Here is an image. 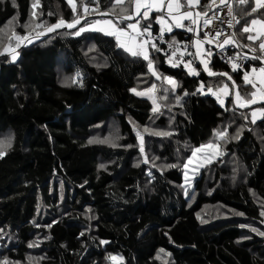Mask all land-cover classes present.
<instances>
[{
    "label": "trees",
    "instance_id": "16d2710c",
    "mask_svg": "<svg viewBox=\"0 0 264 264\" xmlns=\"http://www.w3.org/2000/svg\"><path fill=\"white\" fill-rule=\"evenodd\" d=\"M73 1L82 11L81 0ZM99 2L100 12L87 16L88 21L108 17L123 23L100 14L114 0ZM229 2L241 41L233 50L249 52L242 29L253 19L264 20L261 10L252 13L253 0H215L209 8V0H200L197 7L210 15ZM34 3L15 0L13 6V0H0V49L15 45L13 31L34 34L43 29L35 27L41 20L50 25L73 18L68 0H39L33 8ZM156 14L150 16L152 34L160 27ZM73 31L65 26L21 47L16 62L0 55V139L12 137V147L0 158V260L114 264L108 259L112 254L123 257L119 264H264V236L241 227L261 219L264 117L253 123L254 106L239 108L230 95L221 107L215 96L197 92L201 82L205 92L224 84L232 89L227 77L209 76L196 66L199 75H189L184 67H172L163 51L151 52L157 71L177 82L173 92L149 73L142 57L118 48L112 36L100 31L74 36ZM166 37L189 38L178 28ZM210 59L209 67L228 72L242 96L251 93L243 71L233 72L214 53ZM153 84L158 113L149 99L130 91ZM133 124L143 134L147 163ZM144 127L172 135L144 133ZM214 129H227L228 139L218 140ZM237 129L239 139H232ZM116 136L115 147L100 142ZM207 141L218 143L224 154L198 170L186 195L183 166L192 149ZM102 163L105 169L98 167ZM30 242L36 246L29 247Z\"/></svg>",
    "mask_w": 264,
    "mask_h": 264
},
{
    "label": "snow or ice",
    "instance_id": "6c2138e0",
    "mask_svg": "<svg viewBox=\"0 0 264 264\" xmlns=\"http://www.w3.org/2000/svg\"><path fill=\"white\" fill-rule=\"evenodd\" d=\"M69 4L72 6L73 11V18L71 21L65 20L63 17L59 18L56 23L54 24H47L45 21L41 20L39 24H35V27L40 28L43 27L44 31L37 33V37L45 35V33H52L60 28L67 27L68 29H74V31L71 33V35L74 36H80L81 33H84L86 31H101L104 32L106 35L112 36L115 38L117 42V47L123 49L125 52L129 53L133 57H142L144 61L147 62V68L149 73L151 75L155 76L158 80L166 81L167 84L171 85V90L174 92L177 88V82L174 80V78L170 76H162L160 74L156 67L154 66V61L151 58V52H161L165 51L164 49H161L157 42L156 37L153 36L151 28H152V22L150 20V16L155 10V22L159 24L160 30L157 36L160 40L164 39L165 32L171 33L173 32L174 28H186V30L190 33H194L195 38L190 41L191 45L196 48L195 53H188L187 49L189 47V44H181V42L177 41L175 37L171 41H167L168 49L171 50V55L168 56L167 62L172 67H177L178 65H183L184 69L187 70V73L189 75L197 76L199 75V72L195 67H193L192 60H185L184 56L187 55H193L196 58L200 59V63L203 65V71H205L209 76H222L227 77L229 81L232 82V87L235 89V93L233 96V103L237 105L239 108H248L251 105L257 104L258 102H264V66L260 67L258 70L254 67L252 68V74L256 75L257 71L259 75L257 76V79H250L249 72L245 70L243 75V82L245 85H251L255 91H252L250 94L245 93L243 96L241 95L239 91V87L236 85L235 81L232 79V76L229 75L228 72L223 73H216L214 72L210 67L209 64L211 62V57L213 56V51L211 48H205L204 45H212L214 44L215 47L221 49L225 48V46L232 44L236 47H240L239 44H237L235 39V34L224 37L221 42V38L223 37V33L220 31H216L214 36H210L208 32H203V39L200 38L201 36V27L199 20L201 17H203V27L207 28L210 23L211 19L207 17V13H201L199 11H196L193 13L191 10L181 11L182 8L188 7V8H194L196 5H199L200 0H186V4H182L180 0H114V3L111 4V7L108 8L105 12L100 13L102 16L106 15H113L120 21H122V24H116L113 22V20L110 19H101V20H95V21H88L86 19L87 16L92 15L94 13L100 12V2L99 0H88V2H85V0H81V7L83 9L82 12L77 11V6L73 2V0H68ZM241 4L248 3L249 0H239ZM39 3V0H36V3L33 4V8L37 6ZM89 3H94V7H89ZM215 3V0H209V5H205V8H209L212 4ZM220 3H225V0H220ZM255 6L251 8L252 13H257L258 10H261L264 12V0H254ZM13 6H15V0H13ZM119 9V11H117ZM231 7H229V14L231 15ZM42 15V13H41ZM49 15H52V13H49ZM37 16L36 12H32L30 16L31 23H35V17ZM169 19L171 22H169ZM81 20H84V25L77 27L80 25ZM187 20L188 24L185 25L183 21ZM143 21V24L141 23ZM231 25V22H229ZM251 24L257 25L261 24L264 26V21H260L257 19H253L251 21ZM101 25H105L107 27H101ZM25 28L29 27V24L24 25ZM244 33H249L247 36L248 40H257L260 37H264V31L258 32L256 36L251 35L250 33L252 31H255L254 28L249 27L248 25H245L242 29ZM12 37L15 38V45L11 42L4 45L2 50H0V55H4L5 53L10 56L11 62H16L17 57L20 55V53L17 51L18 48H20L23 45L31 44L33 42V37L30 32H26L25 35L20 36L16 34L14 31L12 32ZM139 37V39H137ZM11 40V38H10ZM95 47L94 45L92 46ZM244 47H247V45H244ZM253 52H256V49H253ZM177 53L180 54L179 58H177ZM239 58L240 60L248 59L247 54H244L241 56L240 53H236L234 56L228 57V61L231 64V68L233 72H237V70L241 67L240 64L236 63L235 60ZM253 60L260 59L264 60V40H262L259 43V54L254 55L251 57ZM257 80L259 82V87L257 86ZM156 90V85L153 84L151 88L146 89L143 92H137L135 88L131 89L130 91L134 92L138 96H149V98L152 100L153 113H158L160 111V105L157 102V97L154 95ZM165 93L169 91L168 88L163 89ZM197 92L201 95L211 94L212 96L216 97L217 102L221 105V107L224 106V98L232 95V93L229 90L228 84H224L221 89L218 91H213L211 87H209L206 92L204 89L203 82L200 83L199 87L197 88ZM222 93V95L220 94ZM185 95H187V92H185ZM176 103H180L181 98L177 96ZM260 113L261 117H264V107L261 108H253L251 110V116H252V122L255 123L256 119L258 118L257 113ZM241 116L244 119H248V116L244 113H241ZM131 123V121H130ZM133 130L136 132L137 139L139 140V150L142 155H144V162H148V157L145 155V147H144V137L141 131L137 129V126L133 124ZM144 133H149L151 135H158V136H171V132H164V131H155L150 130L147 127H144L143 129ZM214 136L220 140H227L228 134L227 129H224L222 131H217L216 129L213 130ZM240 135V129H237V132L235 135H233L232 139H239ZM119 139L118 136L113 138L106 137L104 140L100 141L101 143H110L113 147L117 146L115 143V140ZM93 139L90 138L88 143H93ZM12 147V137H6L3 139H0V158H2L8 149ZM127 147H132V145H128ZM205 148H213L216 149L217 145L209 143L208 145H200L199 148H193L192 149V155L188 157V162H191L192 159L196 156L197 152L205 149ZM223 152L215 151L214 155L211 157V159L205 160V164L212 163L213 159H216L217 157L223 156ZM155 159L153 158V166L155 167ZM188 162H185L184 168H188ZM139 166V165H137ZM177 165H164L163 167H176ZM100 169H105V164H100L98 166ZM198 171V169H197ZM235 172V169H233ZM149 176H152L151 171L148 173ZM154 178V177H153ZM235 179V177H233ZM185 183L190 185V181L187 178V173H185ZM183 187V185H182ZM185 194L187 195V190L185 189ZM239 215H243V213H239ZM261 216H264V209L261 210L260 213ZM197 218L199 219V214H197ZM204 222L203 220L201 221ZM52 223H56L54 220ZM264 223V221H262ZM39 226V225H37ZM46 227H51V224L46 225ZM241 227H248L247 225H241ZM251 231L257 232L259 235L264 236V231H259L256 228H251ZM81 236L84 235V232L80 233ZM242 239H247V237H242ZM108 241L101 240L100 244H106ZM36 246L35 242H30L29 247ZM163 251V249H161ZM109 260L115 261L119 259L120 261H123V257H118L116 255L109 254L108 257ZM0 264H8L7 258L4 260H0ZM19 264V262H17Z\"/></svg>",
    "mask_w": 264,
    "mask_h": 264
},
{
    "label": "built area",
    "instance_id": "2783aa9c",
    "mask_svg": "<svg viewBox=\"0 0 264 264\" xmlns=\"http://www.w3.org/2000/svg\"><path fill=\"white\" fill-rule=\"evenodd\" d=\"M229 7H231V10H232L231 15L229 14ZM207 17L211 19V23L207 28L203 27V19H204L203 17L201 18V21L199 22L200 27H201V34H203V32H208L210 36H214L216 31H220L223 33L222 38L235 34V39L238 40V38L236 37V33H235V27H236V23L238 21V16L234 13L233 6H232L231 2L226 3L224 5H221L218 8L214 9L210 15H207ZM229 22H231V25ZM183 23L185 25H187L188 21L185 20V21H183ZM179 30L185 32V34L187 36H189V38H187L183 41H179V42H181V44H185V43L189 44L187 52L188 53H194L193 46L190 43V41L195 38L194 33L188 32L186 30V28H179ZM158 33H159V31L156 33H153V36L156 37L157 44H162L163 49L165 50V51H163V53L168 58V56L171 55V50L168 49L167 41H171V40L166 38V32L164 34V39L160 40L159 37L157 36ZM234 48H237V47H235L232 44H229V45L225 46L223 51H221V49L214 46L212 48V51L216 57H218L224 64H226L228 67L231 68V64L228 61V57L234 56L236 53H239L238 51L233 50ZM252 53H253V55H252ZM240 54H241V56H243L244 54H247L248 59L240 60L239 58H237L235 60L236 63L241 65V67L238 70H241V71H245L247 69L252 70V68H254V67L258 69V68L264 66V60H260V59L253 60L251 58L254 55H258L259 54L258 51L253 52L252 49L251 50L249 49V52H241ZM179 56H180V54L177 53V58H179ZM184 59L194 61L195 57L193 55H187L186 54L184 56ZM192 66H194V62H193ZM177 67H183V65L181 64V65H178Z\"/></svg>",
    "mask_w": 264,
    "mask_h": 264
},
{
    "label": "rangeland",
    "instance_id": "374dc122",
    "mask_svg": "<svg viewBox=\"0 0 264 264\" xmlns=\"http://www.w3.org/2000/svg\"><path fill=\"white\" fill-rule=\"evenodd\" d=\"M74 2V1H73ZM90 7V6H89ZM91 8V7H90ZM81 9H82V7H81ZM77 11L78 12H82L83 11V9H82V11H79L78 9H77ZM101 19H109V18H94V19H91L90 20V22L91 21H95V20H101ZM88 20V19H87ZM81 22H82V20H81ZM80 22V23H81ZM80 25H82V24H80ZM80 25H78L77 27H80ZM101 27H107V26H105V25H101ZM44 31V28L43 29H38V30H36L35 31V33L34 34H31L32 35V37H33V41L35 40H41V39H45L46 37H48L49 35V33H45V35H42V36H39V38H36L37 37V33H39V32H43ZM101 32V31H100ZM102 33H104V32H102ZM137 39H139V37H137ZM8 44V43H7ZM6 45V44H5ZM28 45V44H27ZM4 46V45H3ZM14 46V45H13ZM23 46H25V45H23ZM23 46H21V47H23ZM20 47V48H21ZM3 48V47H2ZM2 48L0 49V50H2ZM20 48H18L17 49V51L19 52V49ZM6 55H7V57H8V60H10V56H8V54L7 53H5ZM18 58V57H17ZM11 61V60H10ZM59 61H60V59H59ZM250 86V85H249ZM251 87V92L253 91V88H252V86H250ZM148 88H151V87H147V88H135L136 90H137V92H143V91H145L146 89H148ZM218 91V90H217ZM134 93V92H133ZM234 93H235V91H234ZM234 93H233V95H232V100H233V96H234ZM135 94V93H134ZM222 94V93H221ZM136 95V94H135ZM138 96V95H137ZM140 97H143V98H147V99H149L150 101H151V103H152V100L149 98V96H140ZM224 98V101H225V98L226 97H223ZM152 108H153V104H152ZM251 110L252 109H250V118H251V120H252V116H251ZM257 116H258V113H257ZM209 143H211V144H214V145H217V148L216 149H213V148H205V149H203V150H201V151H199V152H197V154H196V156L192 159V161L191 162H188V158H187V161L186 162H188V168L187 169H185L184 168V166H183V188L184 189H187V188H190L191 187V185H192V181H193V179H194V177H195V175H196V173L198 172L197 171V169L199 170L202 166H204L205 165V160H207V159H211V157L214 155V152L215 151H220V149H219V146H218V143H216V142H214V141H207V142H205V143H202L203 145H208ZM202 144H200V145H202ZM200 145H198L197 147H195V148H199V146ZM191 155H192V152H191ZM190 155V156H191ZM214 160V159H213ZM185 173H187V178H188V180L190 181V185L189 184H187V183H185ZM261 209H264V204H262L261 205ZM262 221H264V216H261V219H260V221H256V222H253V221H247V223H246V225L248 226L247 228L249 229V230H251V228H256V229H258L259 231H264V223H262ZM255 233H257V232H255ZM159 251H161V250H159ZM119 260L117 259V260H115V261H113V263L114 264H119V262H118ZM171 261V260H170ZM171 264H172V262H171Z\"/></svg>",
    "mask_w": 264,
    "mask_h": 264
},
{
    "label": "crops",
    "instance_id": "0c3cea01",
    "mask_svg": "<svg viewBox=\"0 0 264 264\" xmlns=\"http://www.w3.org/2000/svg\"><path fill=\"white\" fill-rule=\"evenodd\" d=\"M180 2L182 3V4H186V0H180ZM253 4H254V0H253ZM198 5H196L194 8H188V7H184V8H182L181 9V11H186V10H191V11H193V13H195L196 11H199V9H198V7H197ZM254 6H255V4H254ZM153 12H156L155 10L153 11ZM200 12V11H199ZM201 13H203V12H201ZM103 18H108V17H103ZM202 18V17H201ZM201 18H200V20H199V22L201 21ZM110 19V18H109ZM111 20V19H110ZM257 20H260V21H264V20H261V19H257ZM114 22V21H113ZM169 22H171V20L169 19ZM249 27H251V28H254L255 29V31H252L250 34L251 35H254V36H256L257 34H258V32H260V31H264V26H262L261 24H257V25H252L251 24V22L249 23V25H248ZM160 28V27H159ZM249 35V33H247V36ZM247 36H246V39H247ZM114 38V37H113ZM200 38L201 39H203V35H201L200 36ZM115 39V38H114ZM222 39L223 38H221V42H222ZM248 40V39H247ZM262 40H264V37H260V38H258L257 40H248L249 41V43H247L246 45H247V49H256V51H258L259 52V43L262 41ZM237 42V41H236ZM241 42V41H240ZM240 42H237V44L238 43H240ZM215 45L214 44H212V45H208V44H206V45H204V47L205 48H211L212 49V47H214ZM236 47V46H235ZM193 48H194V53H195V51H196V48L193 46ZM252 55H253V53H252ZM195 66H196V68H198L199 67V69H201L202 71H203V65L200 63V59L199 58H196L195 57ZM257 69V68H256ZM259 69V68H258ZM257 69V70H258ZM248 72H249V76H250V79H257V76L259 75V73H258V71H257V74L256 75H253L252 74V71L251 70H247ZM205 72V71H204ZM206 73V72H205ZM243 75H244V73H243ZM250 85V84H249ZM251 86V85H250ZM257 86L259 87V82H258V80H257ZM253 88V87H252ZM229 90H230V92L232 93V95H233V93H234V91H235V89H233V87H232V89H230L229 88ZM256 89H254L253 88V91H255ZM221 94V93H220ZM222 95V94H221ZM224 103H225V101H224ZM262 103H264V102H258L257 104H254V105H251V106H254V108H259V104H262ZM258 118H260V113L258 112ZM257 118V119H258Z\"/></svg>",
    "mask_w": 264,
    "mask_h": 264
},
{
    "label": "clouds",
    "instance_id": "9594fccd",
    "mask_svg": "<svg viewBox=\"0 0 264 264\" xmlns=\"http://www.w3.org/2000/svg\"><path fill=\"white\" fill-rule=\"evenodd\" d=\"M179 29V28H178ZM159 30H160V28H159ZM167 33V32H166ZM201 35H203V34H201ZM167 38V37H166ZM237 41V40H236ZM213 48V47H212ZM193 51H194V48H193ZM193 67H195V59H194V66ZM230 68V67H229ZM232 69V68H231ZM248 70V69H247ZM243 72H245V71H243Z\"/></svg>",
    "mask_w": 264,
    "mask_h": 264
}]
</instances>
